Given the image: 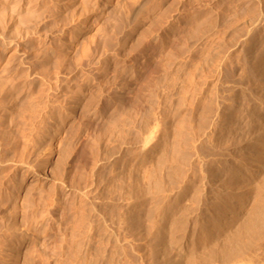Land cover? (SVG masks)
Masks as SVG:
<instances>
[{
	"label": "rangeland",
	"instance_id": "374dc122",
	"mask_svg": "<svg viewBox=\"0 0 264 264\" xmlns=\"http://www.w3.org/2000/svg\"><path fill=\"white\" fill-rule=\"evenodd\" d=\"M28 1L39 16L0 36V264H222L201 229L212 174L257 139L264 0ZM236 198L230 231L254 206ZM223 264H264V238Z\"/></svg>",
	"mask_w": 264,
	"mask_h": 264
},
{
	"label": "bare ground",
	"instance_id": "6f19581e",
	"mask_svg": "<svg viewBox=\"0 0 264 264\" xmlns=\"http://www.w3.org/2000/svg\"><path fill=\"white\" fill-rule=\"evenodd\" d=\"M29 4V1L28 0H0V36L1 37H5V30L6 28L8 27V21H11L13 22V24L15 25H19V28H20V31H24L23 29V25L28 23L31 19H34V18H37L39 16V13L37 9H32L28 6ZM196 16H194L195 18ZM193 18V17H192ZM190 19V18H189ZM259 19V18H258ZM252 21V20H251ZM253 22V21H252ZM257 22V21H256ZM83 22H79L77 24V27H81ZM123 23V20H119L118 22V25L121 26ZM198 28V26L196 27ZM195 30V29H193ZM199 30V29H198ZM196 32V30H195ZM195 32L192 33L195 34ZM258 33V32H257ZM256 33V35H257ZM197 35V34H195ZM194 35V36H195ZM193 36V35H192ZM193 36V37H194ZM198 36V35H197ZM196 39V38H195ZM194 40V39H193ZM256 40V39H255ZM261 40V39H260ZM257 41V40H256ZM194 42V41H192ZM259 42V41H258ZM263 42V41H262ZM261 43V42H260ZM259 43V45H260ZM256 44V43H255ZM258 44V43H257ZM254 45V44H252ZM258 45V46H259ZM262 45V44H261ZM261 47V46H260ZM264 47V45H263ZM262 47V48H263ZM189 48V47H188ZM254 48V47H252ZM249 51V50H248ZM255 52V50H254ZM258 54V53H257ZM214 55V54H213ZM256 56V55H255ZM212 57V56H210ZM216 57V56H215ZM262 57V56H261ZM217 58V57H216ZM205 59V58H204ZM213 60V59H212ZM255 61V60H254ZM204 62V61H203ZM213 62V61H212ZM222 62V61H221ZM224 62V61H223ZM231 62V61H230ZM209 63V61H208ZM216 63V62H215ZM226 63V62H225ZM211 64V63H210ZM204 65V64H203ZM255 66V65H254ZM253 66V68H254ZM258 66V65H257ZM206 67V66H205ZM259 67V66H258ZM214 68V67H212ZM252 68V67H251ZM253 68L251 70H253ZM196 69V68H195ZM203 69V68H202ZM235 69V68H234ZM199 70V69H198ZM207 70V69H206ZM210 70V69H209ZM215 70V69H214ZM257 70V69H256ZM259 70V69H258ZM193 71V70H192ZM213 71V70H211ZM210 71V72H211ZM221 71V70H220ZM264 71V70H263ZM206 72V71H205ZM213 73V72H212ZM243 73V72H242ZM253 73V72H252ZM251 73V74H252ZM259 73V72H258ZM264 73V72H263ZM262 73V74H263ZM261 74V75H262ZM210 75V74H209ZM253 75V74H252ZM250 75V76H252ZM256 75V74H255ZM264 75V74H263ZM262 75V76H263ZM245 76V75H244ZM261 76V77H262ZM194 77V76H193ZM240 77V76H238ZM243 77V76H242ZM241 77V79H242ZM247 77V75L245 76V78ZM254 77V75H253ZM260 77V76H259ZM183 80H184V77H182ZM212 78V76H211ZM218 77H216L217 79ZM221 78V77H219ZM248 78V77H247ZM252 78V77H251ZM264 78V77H263ZM249 79V78H248ZM254 79V78H253ZM261 80H263L262 78H260ZM97 80V78H96ZM182 80V79H181ZM186 80V79H185ZM215 80V79H214ZM244 81V77L242 79ZM256 80V79H255ZM187 81V80H186ZM216 81V80H215ZM219 81V80H218ZM248 81V80H247ZM253 81V80H252ZM257 81V80H256ZM185 82V81H184ZM184 82H183V85H184ZM213 82V81H212ZM225 82V81H224ZM242 82V81H241ZM246 82V81H245ZM251 82V81H250ZM255 82V81H253ZM263 82V81H262ZM181 83V82H180ZM190 83V82H189ZM228 83V82H227ZM249 83V81H248ZM257 83V82H256ZM214 84V83H213ZM240 84V83H239ZM260 84V83H258ZM264 84V83H263ZM219 85V84H218ZM242 85V83L240 84ZM262 85V84H261ZM186 86V85H185ZM230 86V85H229ZM245 86V85H244ZM248 85H246L247 87ZM258 86V85H257ZM255 87V85H254ZM261 87V86H259ZM264 87V86H263ZM230 88V87H229ZM240 88V87H239ZM249 88V86H248ZM253 88V87H252ZM251 88V91L253 90ZM262 88V87H261ZM222 89V87H221ZM234 89V88H233ZM258 89V88H255V90ZM260 89V88H259ZM242 90V89H240ZM216 91V90H215ZM260 91V90H259ZM218 92V91H217ZM240 92V91H239ZM250 92V91H249ZM255 92V91H254ZM253 92V93H254ZM257 92V91H256ZM264 92V91H263ZM224 93V92H222ZM261 93V91L259 92ZM259 93H257V95H259ZM221 94V93H220ZM236 94V93H234ZM241 93H239V96H240ZM248 94V93H247ZM251 94V93H250ZM255 94V93H254ZM263 94V93H262ZM214 95V94H213ZM232 95V94H231ZM237 95V94H236ZM253 95V94H252ZM264 95V94H263ZM233 96V95H232ZM243 96V95H242ZM255 96V95H254ZM253 96V97H254ZM262 96V95H261ZM260 95L259 96H255L254 99L255 101L257 102V104L255 105V108H254V112H252V115L250 116V118L248 119V126H249V130L246 129L245 131L244 130H241V131H244L246 134L249 135H253L255 137H257V141L256 140H253L252 143L250 144V146H246L245 147V144H244V147H243V144L241 143V141H234L236 142V146H235V149L234 151H236V154H232V158H230V160H227L228 162V166H226V164H223L224 165V168L222 169V171H220L219 173H216L214 172L212 174V177L211 179L213 178V181L215 183L214 184H217V185H214L217 187V192H216V195H214L213 199L211 201H213L212 203H210L211 205V209L214 211V216H212L210 218V220H207L208 218H205L207 221H211L212 225H211V228H206V229H201V236L200 238L202 237H208L209 238V244L207 246V254H205V258H203V261H206L207 263L208 262H211L212 260H220V262L223 263H229V262H232V261H235L236 259L242 257L244 255L245 252L249 251L251 248H252V242L256 239V240H260L262 238H264V136L260 135L262 133V129H261V133H259V126L256 128L257 124L260 122L261 118L264 117V96L261 97ZM4 97V96H3ZM236 97V96H234ZM248 97V95H246V98ZM213 98V97H212ZM217 98V97H216ZM241 98V97H240ZM243 98V97H242ZM250 99V98H249ZM253 99V100H254ZM236 100V99H235ZM235 100H233L235 102ZM242 100V99H241ZM244 100V99H243ZM215 101V99H214ZM224 101L223 103L225 104V100H222ZM230 101V100H229ZM238 101V100H237ZM245 101H248L247 99H245ZM250 101V100H249ZM248 101V102H249ZM252 101V100H251ZM219 101L216 102L217 105ZM255 102V103H256ZM220 103V102H219ZM229 103V102H228ZM233 103V102H232ZM240 103V102H239ZM200 104V103H199ZM223 104V105H224ZM209 105V104H208ZM222 105V104H221ZM226 105V104H225ZM251 105V104H250ZM211 106V105H210ZM233 106V105H232ZM231 106V107H232ZM235 106V105H234ZM212 107V106H211ZM210 107V108H211ZM219 107V106H218ZM217 107V108H218ZM222 107V106H221ZM227 107V106H226ZM222 108H225V107H222ZM229 108V107H228ZM234 108V107H233ZM232 108V109H233ZM212 109V108H211ZM221 109V108H220ZM219 109V110H220ZM207 110V109H206ZM215 110V109H214ZM217 110V109H216ZM221 110H224V109H221ZM234 110V109H233ZM237 110V109H236ZM262 110V115H258V112ZM211 113H212V110H210ZM210 111H209V114H210ZM228 111V110H227ZM230 111V115L232 114L231 113V110ZM228 111V112H229ZM224 112V111H223ZM236 111H234L235 113ZM247 112V111H246ZM216 113V112H215ZM215 113H213V117L214 115H216ZM243 113V112H242ZM245 113V111H244ZM249 113H251L249 111ZM247 113V114H249ZM226 114V113H224ZM229 114V113H228ZM246 114V113H245ZM244 114V115H245ZM246 114V115H247ZM200 115V113H199ZM202 115V114H201ZM233 115V114H232ZM231 115V116H232ZM235 115V114H234ZM233 115V116H234ZM245 115V116H246ZM212 116V115H211ZM217 116V115H216ZM226 117H228L227 115H225ZM225 116H223L222 114L221 115H218L217 118L221 121L223 119V117L225 118ZM232 116V118H233ZM205 117H207V115H205ZM235 117V116H234ZM237 117V116H236ZM244 117V116H243ZM209 118V117H208ZM204 119V118H203ZM217 119V120H218ZM231 119V118H230ZM209 120V119H208ZM216 120V118H215ZM226 120V119H225ZM234 120V119H233ZM232 119L230 121H233ZM236 120V119H235ZM243 120V119H242ZM214 121V120H213ZM187 122V121H186ZM207 122V120L205 121ZM204 122V123H205ZM215 122V121H214ZM261 122H264V121H261ZM212 123V122H211ZM216 123V122H215ZM220 125L221 122H218ZM227 123V122H226ZM235 124L237 122H234ZM208 124V123H207ZM231 123H229L230 125ZM234 124V125H235ZM241 124V123H239ZM246 122L244 123V126H245ZM264 124V123H263ZM181 125H184L183 122ZM217 123L215 124V129L217 130ZM227 125V124H226ZM224 125V126H226ZM233 125V127H234ZM237 125V124H236ZM243 125V124H242ZM240 125V128L241 126ZM247 125V124H246ZM187 126V125H186ZM232 126V125H231ZM239 126V125H238ZM237 126V127H238ZM182 127V126H181ZM211 127V126H210ZM220 127V126H219ZM232 127V128H233ZM246 127V126H245ZM186 128V131H187V127L184 126V129ZM207 128V127H206ZM209 128V127H208ZM212 128V127H211ZM228 128V126L226 127ZM231 128V127H229ZM189 129V128H188ZM237 129V128H236ZM234 129V130H236ZM245 129V128H244ZM180 130H182L180 128ZM238 130V129H237ZM204 131V130H203ZM210 131V130H209ZM212 131V130H211ZM211 131H210V134L209 136H211ZM214 131V129H213ZM232 131V130H231ZM180 132V131H179ZM199 132V131H198ZM218 132V130H217ZM220 132V130H219ZM222 132V131H221ZM187 133V132H186ZM185 133V138L188 137V134ZM228 133V132H226ZM239 133V131L237 132V134ZM244 133V134H245ZM181 133H179V136ZM183 134V133H182ZM213 134V133H212ZM214 134H215V131H214ZM217 134V133H216ZM220 134V133H219ZM233 134V133H232ZM236 134V133H234ZM264 134V133H262ZM226 135V134H225ZM230 135V134H229ZM243 135L242 132L239 134V138L240 136ZM183 136V135H182ZM194 136H196L194 134ZM200 135H198L199 137ZM206 136V135H205ZM224 136V135H222ZM233 136V135H232ZM230 135V137H232ZM235 136V135H234ZM184 137V136H183ZM212 137V136H211ZM217 137V136H215ZM227 137V136H226ZM226 137L224 138V140L226 139ZM185 138H183L185 140ZM200 138V137H199ZM204 138V137H203ZM219 138V137H217ZM228 138V137H227ZM233 138V137H232ZM238 138V139H239ZM242 138V137H241ZM244 138V136H243ZM182 139V140H183ZM214 139V138H213ZM235 139H236V136H235ZM246 139V138H244ZM243 139V140H244ZM198 140V139H197ZM209 140V139H207ZM210 140H212L210 138ZM218 140V139H217ZM220 140V138H219ZM228 140V139H227ZM232 140V139H230ZM234 140V139H233ZM240 140V139H239ZM242 140V141H243ZM186 141V140H185ZM229 141V140H228ZM228 141H225L228 143ZM210 142V141H209ZM222 142V140H221ZM220 142V143H221ZM233 142V141H232ZM245 142V140H244ZM249 142V141H248ZM160 143V142H159ZM158 143V144H159ZM212 143H214L212 141ZM208 144V142H207ZM210 144V143H209ZM218 144V142H217ZM233 144V143H232ZM212 144H210L209 146H211ZM226 145L225 144V148H226ZM231 145V143L229 144ZM235 145V144H234ZM204 146V145H203ZM215 146V145H214ZM213 146V147H214ZM217 146V145H216ZM159 147V146H158ZM221 145L219 144L218 145V148H220ZM224 147V146H223ZM156 148V147H155ZM206 150L208 149L207 146H205ZM203 148V149H205ZM211 148V147H210ZM230 148V147H229ZM232 148V147H231ZM230 148V149H231ZM153 149V148H152ZM202 149V148H201ZM200 149V152L203 150ZM214 149V148H213ZM224 149V148H223ZM154 150V149H153ZM206 150L202 151V152H205L206 153ZM209 150V149H208ZM207 150V151H208ZM221 151V150H220ZM225 151V150H224ZM199 152V151H197ZM210 152V150L208 151ZM207 152V153H208ZM212 152V150H211ZM213 152H215V150H213ZM222 152V151H221ZM226 152V151H225ZM232 153V151H230ZM241 152V153H240ZM185 153V152H184ZM183 153V154H184ZM203 153V155L205 154ZM217 153V151H216ZM220 152L218 151V154ZM240 153V154H239ZM178 154V152H177ZM188 154V153H187ZM199 154V153H198ZM201 154V153H200ZM209 155L211 153H208ZM224 155H226L225 153H223ZM222 154V155H223ZM230 155V153H228ZM179 155H180V152H179ZM202 155V156H203ZM208 155V156H209ZM221 155V154H219ZM223 155V156H224ZM228 155V156H229ZM178 156V155H177ZM182 156V155H181ZM180 156V158H181ZM207 156V155H206ZM207 156V157H208ZM213 156V155H212ZM211 156V157H212ZM216 156V155H215ZM206 157V158H207ZM210 157V156H209ZM179 158V157H178ZM224 158V157H223ZM205 159V158H203ZM202 159V160H203ZM220 159V157H218V160ZM176 160V159H175ZM209 160L210 158L208 159V163H209ZM214 160V158H213ZM224 160V159H223ZM226 160V159H225ZM201 161V159L199 160V162ZM215 161V160H214ZM222 161V160H221ZM197 162V163H199ZM206 162V161H205ZM225 162V161H224ZM173 163H174V159H173ZM219 163V162H218ZM217 164V162L215 161L214 165ZM220 164V163H219ZM209 165V164H208ZM222 165V164H221ZM173 166V165H172ZM219 166V165H217ZM171 167V166H170ZM222 167V166H221ZM201 168V167H200ZM209 168V167H208ZM216 168V167H215ZM219 168V167H218ZM176 169V168H175ZM174 168L171 167L168 168L166 173L165 174V177L168 175L169 179H168V182L166 183V186L168 188H171L174 184V178L176 177L174 173L175 171ZM214 169V168H213ZM220 169V168H219ZM202 170V169H201ZM216 170V169H215ZM175 176V177H174ZM202 177V176H201ZM167 178V177H166ZM204 178V177H203ZM210 179V178H209ZM200 180V179H199ZM203 180V179H202ZM163 183V182H162ZM161 183V184H162ZM176 183V182H175ZM210 183V182H209ZM159 184V185H161ZM206 184V183H205ZM164 185V184H162ZM176 185V184H175ZM174 185V186H175ZM165 186V188H166ZM212 186V184L210 183V187ZM236 186V189L238 188V190H233L234 187ZM162 188V186H160ZM164 187V186H163ZM174 188V187H173ZM213 188V187H212ZM211 190V188H210ZM212 192V191H211ZM213 193V192H212ZM215 193V192H214ZM213 193V194H214ZM212 194V195H213ZM211 195V194H210ZM233 196H239V197H243V198H246V199H252L254 200V203H252V205L254 204L253 206V209L251 211H248L249 213L248 214H244L245 216H243V219L238 220V223L237 225L235 226V230L232 228V230L230 231L229 229H231L230 227H232V224H234V221H235V224H236V219H238L239 215H240V210L242 209H245L246 207V204L243 203L240 199L239 201H237L238 199L236 198V200H233L231 199V197ZM212 198V196H211ZM207 202V201H206ZM210 202V200H209ZM252 202V201H251ZM243 203V204H242ZM209 206V204H208ZM146 213V212H145ZM148 214V213H146ZM212 214V215H213ZM210 215V214H209ZM243 215V214H242ZM205 220V221H206ZM243 232V233H242ZM217 233H220L219 234V237L217 238ZM246 235V237L244 236ZM246 238H244V237ZM254 239V240H253ZM253 240V241H252ZM235 243V244H234ZM206 253V252H205ZM219 255V257H217ZM202 257V256H201ZM204 257V256H203ZM220 258V259H218ZM202 259V258H201ZM195 260V259H194ZM194 260L191 258H186V264H195L196 261L194 262ZM184 263V262H183Z\"/></svg>",
	"mask_w": 264,
	"mask_h": 264
}]
</instances>
